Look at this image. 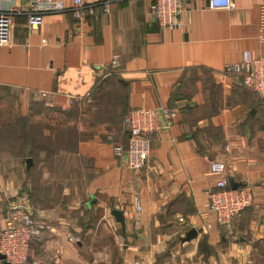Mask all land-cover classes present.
Listing matches in <instances>:
<instances>
[{
    "label": "crops",
    "instance_id": "0c3cea01",
    "mask_svg": "<svg viewBox=\"0 0 264 264\" xmlns=\"http://www.w3.org/2000/svg\"><path fill=\"white\" fill-rule=\"evenodd\" d=\"M87 1L92 11L80 21L64 0L32 28L28 0H0L12 16L0 99L14 93L20 116L38 122L35 138L0 127V231L12 206L47 221L30 254L43 264H264V96L221 74L245 50L264 55L256 39L264 0L227 9L187 0L172 29L153 19L155 0H113L107 10L105 0ZM39 91L52 93L53 125L35 106ZM68 95L82 100L69 104ZM159 105L176 108L174 125L149 133L148 159L130 169L113 152L128 145L124 117ZM213 160L252 191L229 227L205 211ZM190 228L197 235L183 242Z\"/></svg>",
    "mask_w": 264,
    "mask_h": 264
},
{
    "label": "built area",
    "instance_id": "2783aa9c",
    "mask_svg": "<svg viewBox=\"0 0 264 264\" xmlns=\"http://www.w3.org/2000/svg\"><path fill=\"white\" fill-rule=\"evenodd\" d=\"M111 1L113 0H105V10L108 9ZM186 1L155 0L152 15L158 27L163 29L175 27L178 23V15ZM231 5V0H208V6L212 9H227ZM64 8V0H28L23 11L26 13L28 26L37 28L43 22L44 13L58 12ZM91 11L92 7L87 0H72V13L78 21L84 19L86 13ZM11 31V14L0 10V45L10 44ZM256 39L264 44V4L259 7ZM112 62H116L115 58ZM221 74L235 77L243 87L264 96V55L253 57L249 50H245L241 61L226 63ZM38 94L46 106H53L47 99L52 93L39 91ZM81 100L79 96L68 95L69 104H75ZM177 115L176 108L167 105L127 111L124 124L128 132V145L126 148L115 145L114 154H125L130 169H141L150 153L149 133L159 129H169L174 125ZM210 169L217 178L214 189L207 192L208 201L205 211L213 213L220 226L229 227L231 222L253 203L251 187L244 183L231 188L228 182L230 175L227 166L220 161H211ZM15 208L12 206L6 213L5 225L0 231V254L4 256V261L8 264H43L38 258L30 255L31 249L33 243L40 241L44 233L51 229V225L28 213L17 212ZM0 264L4 262L0 260Z\"/></svg>",
    "mask_w": 264,
    "mask_h": 264
},
{
    "label": "rangeland",
    "instance_id": "374dc122",
    "mask_svg": "<svg viewBox=\"0 0 264 264\" xmlns=\"http://www.w3.org/2000/svg\"><path fill=\"white\" fill-rule=\"evenodd\" d=\"M194 73H199L198 71ZM17 96L14 93H3V100L0 99V127L6 126L13 129L10 133L13 134V137H20L21 135L26 136L28 134V138H35L37 124L36 119L29 120L26 117H21L20 113H22L21 106L17 104ZM35 106L39 108L44 114L45 118L44 122L51 123L52 125L57 122V118L52 115L51 108L41 102L35 103ZM19 110L21 112L19 113ZM48 114V115H47ZM43 121L40 123H44ZM39 123V124H40ZM3 133L0 131V138H3Z\"/></svg>",
    "mask_w": 264,
    "mask_h": 264
},
{
    "label": "water",
    "instance_id": "95a60500",
    "mask_svg": "<svg viewBox=\"0 0 264 264\" xmlns=\"http://www.w3.org/2000/svg\"><path fill=\"white\" fill-rule=\"evenodd\" d=\"M25 163H26V167L28 168L31 164H32V160L31 158H26L25 159ZM229 182V186L231 188H236L238 186L241 185V183L239 182H235L233 178H229L228 179ZM111 214L114 216V218L116 219V221H118L122 227H124V217H123V213L121 210L119 209H113L111 211ZM197 235V231L195 228H190L184 235V237L181 239L183 242L185 241H190L192 239H194ZM0 260H2L4 262V264H8L7 262L4 261V256L2 254H0Z\"/></svg>",
    "mask_w": 264,
    "mask_h": 264
},
{
    "label": "trees",
    "instance_id": "16d2710c",
    "mask_svg": "<svg viewBox=\"0 0 264 264\" xmlns=\"http://www.w3.org/2000/svg\"><path fill=\"white\" fill-rule=\"evenodd\" d=\"M241 86H242V85H241ZM246 89H247V88H246ZM248 90H249V89H248ZM250 91H251V90H250ZM40 101H41V103H43V102H44V100H43V99H41ZM21 117H23V116H21ZM244 210H245V209H244Z\"/></svg>",
    "mask_w": 264,
    "mask_h": 264
}]
</instances>
